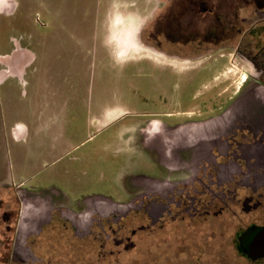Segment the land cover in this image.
Instances as JSON below:
<instances>
[{"label":"flooded vegetation","instance_id":"1","mask_svg":"<svg viewBox=\"0 0 264 264\" xmlns=\"http://www.w3.org/2000/svg\"><path fill=\"white\" fill-rule=\"evenodd\" d=\"M8 2L10 0H2L0 8ZM190 2L200 8L198 22L194 25L195 36L191 38L185 30L182 39H177L170 35L175 33L174 29H161L163 22H171L170 27L173 26L174 10L170 9L173 2L169 0L166 13L157 16L153 24L140 34L141 58L147 61L149 57L144 54L150 55L154 70L152 56L179 62L205 61L217 49L231 48L249 67L243 75V87L264 86V0H230L231 21L226 26L216 3L211 5L206 0ZM148 29L151 30L149 37ZM76 43L78 46L65 48L60 55L63 76L61 87L55 94L58 103L56 129L59 139L69 141L67 150L79 149L98 138L101 142L97 150L108 151L114 159H126L111 182L112 187L122 193L123 200L113 201L99 195V201L94 195L84 204L83 200L70 201L65 196L64 200L62 197L54 203L52 196H45L40 205L44 212L48 211L50 219L37 235L29 239L27 246L34 254L36 239L55 224L70 232L73 238L84 240L98 238L107 234V230L114 235V227L133 213L145 215L151 226L167 220L205 218L211 212L215 211V215L221 212L216 201L224 197L222 193L235 191L231 186L248 191L240 202L241 211L248 213L262 204L264 185L259 183L260 179H254V184L248 183V188L243 182L259 176L251 173V165L256 164L257 157L244 152L243 147L260 140L262 133L255 135L242 123H237L224 135L220 127H205L223 111L219 92L214 90L209 95L196 90L184 102L190 83L186 82L184 89L175 93L172 84L175 73L143 72L148 66L143 64L142 73H127L125 77L122 74L123 77L115 78L110 73L112 66L107 43ZM17 47L13 41L11 58L22 53ZM66 50L75 51L77 55L76 63L74 60L70 66L74 73L69 78V73L65 72ZM205 74L202 70L193 80L197 83ZM110 75L114 79L112 83ZM205 80L199 83L200 87ZM126 81L129 88H125ZM133 82L141 86L135 87L134 83L131 87ZM192 106L196 111H190ZM143 143L155 146L152 157H145ZM258 157L263 156L259 154ZM123 177L126 178L122 180ZM20 193L24 192H16L17 201ZM12 215L13 212L9 211L0 215V223L3 218H7L3 222L8 224L9 221L6 230L10 233L15 231L10 224ZM235 236L238 253L253 260L264 257V222L240 228Z\"/></svg>","mask_w":264,"mask_h":264},{"label":"rangeland","instance_id":"2","mask_svg":"<svg viewBox=\"0 0 264 264\" xmlns=\"http://www.w3.org/2000/svg\"><path fill=\"white\" fill-rule=\"evenodd\" d=\"M16 1L18 6L15 13L12 14L13 16L9 18L0 17V47L3 46V49L0 48V53L8 52L6 51L8 46L4 42L5 37H15L21 46L24 45V42L28 41V36L35 34L38 26L47 21L44 16L45 12L53 11L58 2L62 3V7L67 12L73 10L79 23L84 22V24L93 27L96 21L101 19L100 16L110 6L112 0ZM116 2L122 5L120 9H126L127 6L131 5L130 3H133L138 9L139 6H142L141 2L140 0H113L110 7V12L113 14L110 15L109 20L111 28L109 39L111 41L133 39L134 41L136 40L134 34H131L130 38L128 32L119 31L117 33V27L114 23V17H119L116 16V9L118 8ZM144 2L149 4L147 8L150 11V0ZM171 2H173V6L170 9L174 10L173 26L170 27L171 22H163L161 29H174L175 33H170V35L177 39H182L181 31L186 30L192 38L196 34L194 25L198 22L197 16L200 14V8L196 4L193 5L190 0H171ZM206 2L211 5L216 3L223 24L229 25L228 22L231 21L230 0H206ZM143 8L144 6H142ZM130 9L127 8L126 10ZM130 14L131 11H127L126 15L132 16L130 18L122 16L121 18H129L136 24L145 18L144 13L141 18L133 15V13ZM102 21H105V17L103 20L101 19V23ZM150 32L151 30L148 29L147 37L151 35ZM83 33L84 31L79 32L83 37L90 35L88 32ZM119 49L121 50V57H125L128 48ZM216 51L204 59L205 61L197 60L194 62L170 61L162 58L161 60L159 56L157 59H155L156 56H152L156 67L154 70L151 66L150 55L144 54L149 57L147 61L142 58H139L138 62L134 60L133 67H128L131 62H126L125 57L124 73H142L143 64L148 65L143 72H173L175 74L172 78V80L174 79L172 84L174 90L177 91L175 93H180L186 82L190 83L188 86L190 89L184 96V102L196 90L207 92L209 95H212L213 91L216 90L222 95L220 101L223 111L218 115L222 116L240 93L247 88V86L243 87L242 80L249 67L236 56L234 49L223 48ZM127 56L133 58L137 54L132 53ZM205 67L208 70L203 69ZM202 70L206 74L200 77L196 83L193 77L198 72L201 74ZM110 72L114 73L112 69ZM207 72H210L211 76ZM110 78L112 83L114 79L111 75ZM202 80L205 81L200 87L199 83L202 84ZM134 83L131 84V87H134ZM136 86L140 87L141 85L135 83ZM111 87L114 86L111 84ZM129 87V82L126 81L125 88ZM4 91L5 85H0V183L7 184L10 188L13 185L21 184L20 191L24 193H20V195L27 204H36V210L39 213L37 217L45 214V209H42L40 205L45 200V196H52L54 203L62 197L64 200L65 196L70 201L83 200L84 204L87 202V198L91 200V196L94 195H96L94 198L99 201L101 200L99 195L109 197L113 201L123 200L122 193L119 192V189H114L111 182L122 169L126 159H114L108 151L97 150L100 146L99 142H101L98 138L79 149L67 150L69 141L59 139L57 129L47 128L42 132L37 121L31 118L30 97H22L21 88H15L13 84L7 92ZM235 97L236 99L232 101ZM190 111H196V107L192 106ZM18 122H24L29 129V138L24 141H16L11 137V127ZM248 125L253 134L262 133V135L260 140L247 145L252 147L251 150L246 151L247 146L243 147V150L254 154L257 161L263 160L264 154L254 149L264 150V120ZM142 145L146 147L145 157H152L154 153L149 144L143 143ZM64 151L66 152L63 153ZM259 154L263 156L261 159L258 157ZM233 164L235 163L233 162ZM251 166L253 168L250 167L251 173L259 176L243 180L246 187H249L248 183L254 184V179H260L259 183L264 185V176H262L264 167L256 168L254 163ZM125 178L123 177L122 180ZM233 189L235 191L230 194L222 193L224 197L216 201V204L221 208L218 215H215L214 211L205 218L167 220L161 225L151 226L145 215L133 213L127 216L119 226L114 227V235L107 230V234L99 235L98 238L89 237L84 240L73 238L70 232L55 224L45 229L44 233L36 239L34 249L43 259L44 264H264V257L253 260L238 253L235 246V234L238 229H245L250 224L262 225L264 222V190L261 198L262 204L245 213L241 211L240 202L248 195V191L231 186V190ZM28 191L36 193L25 198L29 193ZM11 197H13L11 193L0 192V215L6 209V211L13 212V220L10 224L15 228L19 204L15 193L14 197ZM4 220L7 221V218H3ZM3 221L1 223L9 226V221L8 224ZM10 232L8 231V234Z\"/></svg>","mask_w":264,"mask_h":264},{"label":"crops","instance_id":"3","mask_svg":"<svg viewBox=\"0 0 264 264\" xmlns=\"http://www.w3.org/2000/svg\"><path fill=\"white\" fill-rule=\"evenodd\" d=\"M144 1L145 0H140L141 5L144 6L143 9L142 6H139L137 9L133 3H130V7H126V9L131 8L130 10L120 9L122 5L116 2L118 6L116 9V16L119 17H114V23L117 27V33H119V31L123 33L128 32L130 38L131 34H134V39L136 37L134 41L133 39H129V41H111L109 39L111 29L109 20L110 15L113 14L110 12L111 4L102 13V16H100L102 20L105 17V21L101 23V19H98L96 24L90 27L86 23L84 24V22L79 23L75 12L73 10L67 12L62 7V3L58 2L57 5L55 4L56 8L53 11L45 12L44 16L47 21L38 26L35 34H30L28 36V41L24 42V45L21 46L19 40L15 37L4 38V42L8 46V49H6L8 52L0 53V85H5L4 92H7L13 84L15 88H21L22 97H30L29 106L32 108L31 118L37 121L42 132L47 128L56 129V105L58 103L55 100V94L61 87L60 80L63 76L61 75V51L65 48L72 47V45L78 46L76 42L99 41L107 43L106 46L110 48V54L108 56L109 62L112 66L111 69L114 71V73H110L113 74L115 78L123 77L122 74H124L125 77V57L126 62H131L128 67L133 66L134 60L135 62L139 61L142 54L140 49V34L142 30L153 24L157 16L165 14L168 8L165 2L166 0H150L151 9L149 11L147 8L149 4ZM1 2L2 0H0V5ZM17 6L18 3L16 0H10V3L8 2L7 5L0 8V17L9 18L13 16L12 14L15 13ZM10 9L13 10L8 12ZM127 11H131V14L133 13V15H137L140 18L144 13L145 18H142L139 20V23L136 24L133 20L129 19L132 16L131 14V16L126 15ZM122 16H128L129 18L122 19ZM83 31L84 33L88 32L90 35L83 37L79 34V32ZM13 41L18 45L17 49L22 52L20 54L22 58L17 55H14L12 58L10 57L12 54L10 52L12 50ZM126 47L128 49H126ZM0 48L3 49V46ZM119 48L123 50L126 49L127 54L125 57H121V50ZM66 52L68 54L65 61V72L67 74L69 73L67 76L69 78L71 74L74 73V71H70V66L74 63L73 60H75L77 55H75V51L66 50ZM71 52H73V55H71ZM132 53H136L137 56L128 58L127 55L129 54L130 56ZM112 60H114V63ZM26 125L27 124L24 122L15 123L11 127V137L16 141L28 139L29 129ZM57 136L59 138V134H57ZM8 187L7 184L0 183V192L5 191V193H11L13 196V192L15 194L17 191L20 192L21 184L16 186L13 185L11 188ZM35 193L36 192L30 191L27 196H31V194L35 195ZM17 195L19 194L17 193ZM27 196H25V198ZM17 202L19 204V218L17 219L18 222L16 221L14 233L8 234L5 224L0 223V264H44L43 259L36 249L34 254L33 251L28 248L27 244L30 237L37 235L41 231L43 225L47 224L50 215L48 213L49 216L46 215L44 218L37 217L39 213L36 210V204H27L22 196ZM36 224L38 227H34Z\"/></svg>","mask_w":264,"mask_h":264},{"label":"water","instance_id":"4","mask_svg":"<svg viewBox=\"0 0 264 264\" xmlns=\"http://www.w3.org/2000/svg\"><path fill=\"white\" fill-rule=\"evenodd\" d=\"M264 120V86L262 85H253L248 86L244 89L233 104L229 107L228 111L222 116H218L212 120H209L205 127L213 128V126L221 128V134L224 135L229 129L236 126L237 123L242 124H256L259 121ZM249 127V125H248ZM150 146V149L155 151V146L153 143H147ZM224 143H222V147ZM251 146H247L246 151L251 150ZM259 153L264 154V150H256ZM206 152H208L206 150ZM261 154V155H262ZM261 159V158H260ZM257 165L254 164L256 168L264 167V159L258 160ZM127 207L123 208L126 210ZM48 215V211L45 214H41L40 217L44 218ZM38 227V225H34ZM23 236V234H22ZM24 238V237H22Z\"/></svg>","mask_w":264,"mask_h":264},{"label":"trees","instance_id":"5","mask_svg":"<svg viewBox=\"0 0 264 264\" xmlns=\"http://www.w3.org/2000/svg\"><path fill=\"white\" fill-rule=\"evenodd\" d=\"M182 32V31H181ZM184 32H182V34H183ZM181 35V34H180Z\"/></svg>","mask_w":264,"mask_h":264}]
</instances>
